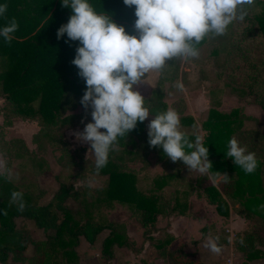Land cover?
I'll return each mask as SVG.
<instances>
[{"label": "trees", "instance_id": "obj_1", "mask_svg": "<svg viewBox=\"0 0 264 264\" xmlns=\"http://www.w3.org/2000/svg\"><path fill=\"white\" fill-rule=\"evenodd\" d=\"M92 3L98 11L110 13L117 23L125 26L126 31H135L134 6H126L122 0H92ZM7 4L0 24L15 17L18 28L9 41L0 39V98L3 100L0 111L3 126L13 125L18 118L36 121L39 130L34 141L38 149L59 152L57 161L60 166L74 168L81 179L90 174L107 176V185L97 192L91 191L86 183L81 189L62 185L51 202L44 206L39 204L36 193L19 188L5 173H0V209L3 210L0 213V262L6 263L10 254L17 256L27 248L28 241L15 223L17 217L32 219L38 227L54 231L47 241L35 244V255L28 264H79L76 247L80 238L94 243L104 230H109V234L103 241L102 253L110 258L113 246L123 247L128 242L126 228L122 224L97 221L92 207L112 204L113 201L133 207V216L144 230V235L148 236L151 244L154 243L153 233L159 230L158 218L169 217L175 211V196L171 191L166 192L164 185H157L150 193L140 191L136 186V172L129 161L146 163L149 151H155L167 170L187 167L179 159L171 161L159 146H149L145 119L138 122L124 138H118L116 146L109 152L107 164L96 171L94 158L86 156V149H73L65 139L66 131L83 128V123L91 120V109L86 110L79 103L85 88L84 80L77 75L78 69L71 63L78 42H66V35L60 39L56 37L57 28L67 21L71 9L62 5L61 0H7ZM206 42H214L212 56L218 75L246 88L249 95L255 97V103L264 110V9L256 12L251 6L244 20L230 25L223 35L202 39L198 47ZM182 60L181 57L173 58L159 71L158 82L146 97L150 110L169 107L164 100V88L167 84L169 88L174 86ZM208 95L211 107L208 118L201 126L203 143L208 144L213 170L227 173L231 178L224 182L218 177L213 182L208 174L179 176L181 188L189 195L206 199L220 215L229 216L232 209L248 222L246 229L234 235L232 244L237 253L245 254L246 260L250 261L261 256V248L264 247V207H261L264 205V132L245 129L243 122L247 116L239 110L229 114L219 112L216 108L221 105V99L217 91L212 90ZM172 107L178 113L184 112L182 100ZM180 120L182 126L199 131L192 116L182 115ZM232 136L256 153L258 165L254 172L245 173L226 156L227 141ZM189 137L193 138V132L189 133ZM117 149H121L118 151L121 153H117ZM18 152L33 153L24 140L15 138L8 141L1 131L0 154L7 168L10 159ZM125 153L128 154L125 156ZM12 191L23 194V210L18 209V201L11 199ZM67 198L78 201L81 210L75 212L67 207ZM204 229L207 230L206 227ZM210 232L219 237L220 246L224 240L223 243H230L229 236L221 239L222 232L215 227ZM155 247H158L160 257L171 262L192 263L179 248H169V244L162 242Z\"/></svg>", "mask_w": 264, "mask_h": 264}, {"label": "clouds", "instance_id": "obj_2", "mask_svg": "<svg viewBox=\"0 0 264 264\" xmlns=\"http://www.w3.org/2000/svg\"><path fill=\"white\" fill-rule=\"evenodd\" d=\"M133 7L134 32L126 31L110 13L97 10L92 0H61L71 9L67 21L60 24L56 37L66 35V42L77 41L71 63L78 69L85 88L79 103L91 109V120L83 123L82 130L73 132L75 138L90 145L94 168L99 171L116 146L118 138L125 137L138 122L147 123L149 146H159L171 161L178 159L189 170L208 174L216 181L227 182V173L213 170L208 144L203 136L193 133V138L182 130L180 115L174 107L152 111L146 97L136 88L150 71H161L168 61L200 55L202 39L223 35L235 22L244 20L255 0H122ZM8 4L0 0V17ZM18 28L15 17L0 24V39L9 41ZM175 87L184 85L176 81ZM225 154V153H224ZM226 156L245 173H252L258 165L254 151L232 136L227 141ZM211 170V171H210ZM23 194L11 192L23 210ZM264 207V205H261ZM3 210L0 209V213ZM204 246L214 253L221 251L219 237L207 235Z\"/></svg>", "mask_w": 264, "mask_h": 264}, {"label": "rangeland", "instance_id": "obj_3", "mask_svg": "<svg viewBox=\"0 0 264 264\" xmlns=\"http://www.w3.org/2000/svg\"><path fill=\"white\" fill-rule=\"evenodd\" d=\"M253 10L258 12L264 9V0H255L252 6ZM214 42H206L200 47V55L195 58L183 59L181 62L182 80L188 82L192 87L187 88L184 98L189 103V109L184 111L187 116H194V120L198 124V132L189 128L182 130L187 132L198 133L202 135V122L208 118L209 109L211 107L209 100L210 91H217L218 97L221 99V105L216 109L219 112L229 114L234 110H239L242 114L247 110L248 112L255 113L259 119L247 116L243 122L245 129H257L264 132V111L258 106V112L252 106L255 103V97L249 95L246 88L239 84L231 83L225 77L218 75V68L215 66L212 56ZM180 69V70H181ZM155 71H150L147 74L146 82L156 86L158 79L154 75ZM157 79V80H156ZM169 84L165 85V99L173 100L174 97L170 95ZM201 92L200 97L196 92ZM206 96L208 103L202 101V97ZM3 104L0 98V108ZM172 106V103H169ZM78 112L80 109L77 110ZM0 115L2 113L0 111ZM245 115V114H244ZM246 116V115H245ZM152 118L151 115L146 117L148 120ZM39 130V125L36 121H26L16 119L13 125L9 127L3 126V117L0 119V132H4L6 140L19 138L24 140L30 152H18L12 159H10L9 167L7 168L5 159L0 154V173H5L8 179L24 190H30L36 193L39 197L40 205H47L51 202L52 198L59 191L62 185L69 188L81 189L84 188L86 183L91 191L97 192L107 185V176L99 174H90L83 179L79 178L75 173L74 168H63L57 161L59 152L52 151L51 149L45 152L38 149L34 141V136ZM82 130V128H74L65 132V139L70 143L73 149H86V156L94 158L90 145L87 142L78 141L73 132ZM127 148H131L128 146ZM121 149H117V153ZM122 151V150H121ZM127 151V150H126ZM128 153H125V156ZM131 168L136 172V186L144 192L150 193L157 185H164L166 192H173L175 196L174 206L175 211L169 217H159L157 221L158 231L153 233L155 238L154 243H149L148 236L144 235V230L141 225L136 221L133 216V207L128 204L113 201L112 204H102L101 206H93L92 211L95 219L103 224L112 223L114 225L122 224L126 228V235L128 242L123 246H113L112 256H104L102 253V244L109 234V230H104L96 239L94 243H89L85 238L81 237L76 247L79 254V264H137L134 261L133 255L138 250L145 251L142 253L146 259L149 255V250H154L156 258L163 259L166 263L174 264L170 260L160 257L158 253V245L161 242L172 244V240L167 234L172 223L175 224L176 229L187 225L188 221L180 220V217L188 218L195 221V225L204 226L207 229L213 226L221 233V239L229 236L230 243H223L221 245V261L219 264H264V256L259 260H246L245 254L237 253L233 248L232 238L237 233L236 231L242 230L246 227V220L237 215L232 209L229 216L220 215L214 205H209L205 200L198 199L194 195H189L181 188L182 177H196L200 173L195 170L178 168L168 169L164 167L161 157L155 151H149L146 157V163L139 160L129 161ZM89 197V196H88ZM94 197V194H93ZM67 207L77 212L81 210V204L73 198H67L65 201ZM205 214V215H204ZM239 222V223H238ZM256 222V221H255ZM15 223L18 229L22 230L24 238L28 241L25 251L19 253L17 256L10 254L6 263L0 264H28V262L35 255L36 243L40 241H47L50 236L54 235L53 230H44L38 227L34 220L25 217L15 218ZM240 230V231H241ZM264 236V234H263ZM147 243L149 246L144 247ZM133 254V255H132ZM257 259V258H255ZM256 261V262H254Z\"/></svg>", "mask_w": 264, "mask_h": 264}, {"label": "crops", "instance_id": "obj_4", "mask_svg": "<svg viewBox=\"0 0 264 264\" xmlns=\"http://www.w3.org/2000/svg\"><path fill=\"white\" fill-rule=\"evenodd\" d=\"M180 69H181V67H180ZM182 74L183 73H182V69H181L177 81H180V82L183 83V85H184L183 90L176 88L175 87V83L176 82H174V84H173L174 86H172L169 89L170 90V95H172L174 97V99L171 100V102H170V100L165 99V97H164V100L167 102L169 107H172L174 103L178 102L179 100H182L184 102V110L183 111H185L186 109H189V105H188L189 103L184 98L183 94H185V92H186L185 90L187 88H190L191 86L189 85L188 82L186 83V81L182 80ZM154 75L158 79L159 78V71H155ZM147 77L148 76L146 74L144 79H143V81L136 85V88L139 91H141V93L145 97H148L151 94L152 89L154 88L153 84H151L150 82H146ZM196 93H197L196 95H198V97H200L201 92L197 91ZM202 101L208 103V100H207L206 96L202 97ZM169 103H172L171 104L172 106H170ZM181 109H182V107H181ZM253 109L256 112H258V105L252 106L251 110H253ZM244 114L246 116L253 117L255 119H259L258 115H256L255 113H252V112H248L247 110L244 111ZM179 115L181 117L182 115H186V114H184V112H182V113H179ZM0 119H2L1 115H0ZM182 127L185 128V129L189 128L188 126H182ZM189 133H191V132H189ZM198 199H202V200L206 201V199H204V198H198ZM206 203H207V201H206ZM179 219L180 220H184L185 219L186 221H188V223L184 227H180L179 226V229H181V230L176 229L175 224L172 223L170 229L166 230L167 234L170 237V239L173 241L172 244L169 245V248H173V249H178L179 248L182 253H184V254H186L187 256L190 257L189 259L192 260L191 264H219V262L221 261V255H222L221 252L222 251H220L218 253H214V252L210 251L208 248H206L204 246V243H203V241H204V239H205V237L207 235H212L211 232H210V229H214V226H213V228L211 227V228L206 230V229H204L205 228L204 226H198V225L196 226L195 223H194L195 221H193V220H189L188 218H185V217H180ZM245 224H246L245 228L242 227V230L240 229L241 231L237 230L236 232L240 233L244 229H246L247 226H248V222L245 223ZM204 231H207V233L205 234ZM147 246H149L148 243H147V245L146 244L144 245V247H147ZM221 250H222V248H221ZM144 251H145V249H143L141 251L138 250V252H136V254L135 253H134V255L132 254L133 255V259H134L135 262H137V264H168L163 259L156 258L155 252L152 249L149 250V255H148V257L145 260L140 258V257H144L143 254H142ZM261 251H262L261 256H259L257 259H254V260L257 261V260L263 258V256H264V247L261 248ZM256 261H254V262H256ZM172 263H174V262H172ZM174 264H176V263H174Z\"/></svg>", "mask_w": 264, "mask_h": 264}]
</instances>
